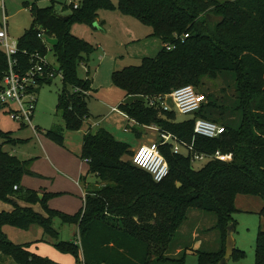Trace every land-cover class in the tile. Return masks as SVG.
<instances>
[{
    "label": "trees",
    "instance_id": "trees-1",
    "mask_svg": "<svg viewBox=\"0 0 264 264\" xmlns=\"http://www.w3.org/2000/svg\"><path fill=\"white\" fill-rule=\"evenodd\" d=\"M101 9L118 10L136 18L151 27V36L162 43L161 49L152 57H143L141 64L113 71V84L126 96L166 94L184 85L195 88L204 77L213 79L227 72L235 76L237 98L230 109L237 118L235 122L224 124L213 118L206 110L212 103L206 108L202 105L194 117L181 121L176 120L173 111L149 106L144 98L118 106L133 123L138 137L141 127L156 125L179 140L193 142L200 153L218 151L229 154L231 160L210 159L194 169L189 155L174 153L170 144H160L169 171L156 182L148 172L123 159L124 155L133 154L128 144L115 139L104 128L88 129L80 157L87 159L88 173L95 176L96 184L87 190L83 207L69 215L48 207L51 194L39 195L20 186L22 176L30 172L31 159H20L5 150V144L15 145L23 140L12 137L11 132L0 131V201L12 206L10 211H0V260L59 264L29 251L27 243L11 242L2 229L5 224L21 228L39 224L44 233L56 237L53 220L59 217L64 223L78 225L79 239L60 241L54 246L73 254L82 264H186L188 250L195 253L198 264H218L225 254L227 227L235 223L236 196L252 195L264 200V0H118L117 4L110 0H82L66 20L59 18L52 7H30L32 22L17 39L15 57L20 67L26 69L30 54L53 52L62 82L56 110L69 130L79 129L88 117L91 79L81 77L79 70L82 65L87 66L88 56L95 48L72 34L70 27L74 23L91 25ZM40 33L56 38L57 45L47 47L38 36ZM185 34L188 36L184 37ZM166 43L174 48L165 49ZM6 66L0 47V80ZM195 117L219 123L224 131L214 138L195 135ZM45 133L56 143H62L60 128L53 127ZM191 209L214 216L213 225L198 226L196 232L204 236L215 230L218 249L205 248L209 239L193 249L194 240L188 238L190 231L187 239L186 234H181L179 228ZM200 212H195L196 216L204 219ZM258 214L264 217V204ZM195 224L191 222L188 228ZM179 234L183 241L177 239ZM241 255L234 248L231 257ZM255 264H264L261 229Z\"/></svg>",
    "mask_w": 264,
    "mask_h": 264
},
{
    "label": "rangeland",
    "instance_id": "rangeland-1",
    "mask_svg": "<svg viewBox=\"0 0 264 264\" xmlns=\"http://www.w3.org/2000/svg\"><path fill=\"white\" fill-rule=\"evenodd\" d=\"M81 1L82 0H0V26L2 23V9H4L5 15L7 16L8 35L11 39L17 40L32 22L30 7H52L57 15L69 16L73 12V7L70 6V3H80ZM110 1L113 4H117L118 0ZM104 12L105 14H108L110 10L101 9L98 13L99 16L95 18L91 25L83 23H79L77 25L79 30L76 36L79 35L78 37L83 38L86 41H90L95 47L88 56L90 70L83 68H80L79 70V75L81 77H89L91 79V94L95 96V98H90V95L87 97L88 117L83 119L79 129L69 130L66 128L61 114L56 110L58 91L62 87V82L60 77L55 76L52 78L51 82L42 83L37 87V93L35 95V110L31 121L32 126L36 128L35 130H33L28 124L21 125L19 122L11 119L6 109L0 110V131L11 132L12 137L23 140V142L15 145L5 144L3 146L5 150L13 153L20 159H31L29 155L34 152L33 146L36 136L48 137L46 136L45 131L53 127L61 129L63 139L65 138L67 143L69 142V137L73 140L74 137L83 138L85 131L89 127L104 128L108 132L111 130L115 132V135H118V132L123 134L131 141V143L135 144V146H132V149L136 148L140 144H147L156 138L155 131L144 127H141V136L138 137L133 130V123L129 119L122 118L119 115V117L115 115L109 116L108 114L111 109L113 95L115 97L118 94L117 91L121 92V89H118L113 84V70L122 69L123 67L129 65H139L141 64V59L135 57L138 55L137 52H134L135 50H131V52H129L130 55H128L120 52L118 49H115L113 46V42L115 40V36L113 35L115 30L113 27L115 28V25L109 24V26H103L102 28L99 26V20L104 17L102 16ZM126 18L132 20V24H135V31L137 35L143 37V35L145 36L147 32L151 31V27L140 23L137 19L129 16ZM107 27H109V29ZM133 53L135 55H133ZM47 59L55 68H57V62L52 51L47 52ZM195 89L201 97L204 108L207 107V104L212 103L206 108V110L211 113L212 117L218 120V122L225 124L226 122L236 121V116H234L230 111L237 98L236 80L232 73H222L213 79L204 77L202 82L199 86L195 87ZM98 96L101 97V100H96L98 99ZM123 98L124 93H121L120 100L116 101V107H118L123 101L125 102ZM126 99L131 101L134 99L142 100L143 98L141 96H132L131 99ZM108 102L109 104H107ZM189 118H191V115L189 114H180L176 112L177 121ZM101 120L104 121L103 125L99 124L98 126L97 123H101ZM125 127L128 129L125 130ZM123 159L130 161V156L126 154ZM205 162L206 161L192 162V167L194 169H198L203 166ZM238 196L242 199V203L239 202L242 206H245L246 204L254 207L253 200H258V202H262L264 204V200L257 196ZM248 200H252L251 203ZM11 209L12 206L10 204L0 201V211H10ZM195 212L200 211H194L191 209L187 213V219L179 228L182 232L188 228L191 222H193V224L196 223L194 217L197 213L195 214ZM200 213L205 216L204 219L199 221L200 228L209 227L214 224L215 219L212 214ZM233 218L235 223L234 229L231 233V238L234 241V248L241 251L242 255L240 257L230 256L226 261V264H255L257 235L259 229L264 230V217H261L257 210H237L233 213ZM53 227L57 231L56 237L44 233L42 226L39 224H33L27 228H21L12 224H5L2 229L7 239L15 244L27 243L29 245L28 248L33 244H40V246L50 248L51 251L54 250L55 257L58 261L46 255L44 257H48L59 264H82L81 261L76 259L73 254L62 252L54 246V243H58L60 241L75 242L77 239L75 225L64 223L59 217H57L53 220ZM207 231L210 232L211 230ZM212 234H215L217 237L218 244L214 245L211 242L206 243L205 248L208 250H215L219 247L218 233L213 230V232L207 233V236L210 237ZM185 237L187 239V233ZM177 239L183 241L181 234L177 237ZM185 262L186 264H198V258L193 253H187L185 255ZM0 264L16 263L10 258H4L3 260H0Z\"/></svg>",
    "mask_w": 264,
    "mask_h": 264
},
{
    "label": "crops",
    "instance_id": "crops-1",
    "mask_svg": "<svg viewBox=\"0 0 264 264\" xmlns=\"http://www.w3.org/2000/svg\"><path fill=\"white\" fill-rule=\"evenodd\" d=\"M99 11L100 10H98L97 12V17L99 16L98 14ZM102 16L104 17H102L101 20H99V24H100L99 26L101 28L103 26H107V25L109 26V24L115 25V28L113 27V29L115 30L113 34L115 36L113 46L115 47V49L120 50V52L130 55L129 52H131V50H135L134 52H137L138 54L135 57L142 59L143 57L154 56L153 54H156L161 49L162 46L161 41L158 38L151 36L152 28L151 31L147 32V34L145 33L146 35L145 36L143 35L142 37L136 34L135 24H132L131 22L132 20L126 18L127 15L120 13L118 10H110L108 14H105L104 12ZM78 24L79 23H74L70 27V31L74 35L78 34L77 33L79 30L77 28ZM107 28L109 29V27ZM133 55L135 54L133 53ZM81 68L90 70L89 64H87V66L85 65L81 66ZM120 91L121 92L117 91L118 93L117 96L114 97L113 95L111 101L112 104L111 109L108 114L109 116L115 115L117 117L120 116L122 118L128 119L126 114H124L122 111L113 110V108L116 107L115 105L117 103L116 101L120 100L121 98V93L122 94L124 93L123 100L125 101L128 100L126 98L131 99L132 97V96H126L125 92L122 89ZM88 94L90 95V98H95V96L91 94V90L89 91ZM100 98L101 97L98 96V99L96 100H101ZM107 104H109V102ZM103 120H101V123H97L98 126L99 124L103 125L104 122ZM97 128L98 127L95 128L89 127L88 129L96 130ZM125 130L127 129L125 128ZM110 132H112L111 134L115 139L120 140L122 142L126 141L125 143L128 142L127 144L129 145V148L132 152H134L140 145H142L140 144L136 148L132 149V146H135V144L131 143V141L128 140L123 134L118 132L117 133L118 135H115V132L111 130ZM82 142H83V138L81 137L79 138L74 137V140L69 137L68 143L65 141L64 138L62 143L59 144L48 137L36 136V140H34V146H33L34 152L31 155H29L31 158V162L29 166L30 172H27L22 176L20 181V186L24 189L28 188L35 190L39 193V195H43L44 193L51 194L50 198L47 201V205L50 209L57 210L69 215H73L77 213L84 205V199L87 190L90 189L93 184H96L95 176L88 173L87 162H85L80 157ZM241 201L242 199L239 198V196L237 195L235 198V207L237 210H247V211L257 210L258 212L260 208L263 206V203L258 202V200H253L254 207H252L251 205L250 207L245 203H244L245 206H242V204H239V202ZM248 201H250L251 203L252 200H248ZM34 208L38 211L41 210L39 205H34ZM202 219H203L202 216L195 215L196 224L183 231L184 234L190 231L191 234L188 233V238L190 241H192V239L194 240L193 243H191L193 249L198 248L201 245V243H203V240L206 239H209V241L214 245L218 244L217 237L215 236V234H212V236L210 237L207 236L206 234H204V236H201V234L200 235L197 234L196 232L198 230L197 227L200 224L199 221H201ZM74 225L76 227V236H77L76 241H77L79 239L78 237L79 230H78V225L77 224ZM232 226H233L232 227V231H233L234 225ZM183 233L181 231L182 235H184ZM199 237L201 238V240L199 239L197 240V238ZM233 246H235L234 241H233ZM179 249L180 248L178 247L175 253H177ZM28 250L42 256L46 255L58 261V259L55 257L54 250L51 251L50 248H47L45 246H40V244H33L28 248ZM187 253L195 254L193 251L190 250H188L186 254Z\"/></svg>",
    "mask_w": 264,
    "mask_h": 264
},
{
    "label": "built area",
    "instance_id": "built-area-1",
    "mask_svg": "<svg viewBox=\"0 0 264 264\" xmlns=\"http://www.w3.org/2000/svg\"><path fill=\"white\" fill-rule=\"evenodd\" d=\"M3 1V0H2ZM70 1V0H69ZM76 8L78 3L71 2ZM2 14V23L0 26V47L6 56V70L0 80V110H7L10 118L19 122L21 125H30L32 129V116L35 110L37 87L47 79L58 76L61 78V72L51 64L47 55L40 52H34L29 56V65L22 69L18 59L15 57L18 47L17 40L9 37L7 32V16L4 9ZM42 42L51 47L44 41V35L38 34ZM185 34L184 37H187ZM165 49L170 50L174 45L164 44ZM84 66V65H82ZM149 106L159 107L164 111H173L180 114H189L191 117L200 110L202 100L197 90L192 85H184L172 90L166 94L143 97ZM173 106H171L170 105ZM13 105V106H10ZM117 111L119 108L114 107ZM144 128L156 132V138L147 144L140 145L130 156V161L137 167L148 172L154 181L159 182L168 175V164L159 150L160 144H170L174 153H184L190 156L191 162L208 161L218 159L221 161H230L231 156L221 152L214 154H204L194 149L193 142L179 140L170 132L160 130L156 125H144ZM224 131V127L219 123L202 118L195 117L193 132L195 135L214 138ZM87 162V159H84ZM17 187L14 186V189Z\"/></svg>",
    "mask_w": 264,
    "mask_h": 264
},
{
    "label": "water",
    "instance_id": "water-1",
    "mask_svg": "<svg viewBox=\"0 0 264 264\" xmlns=\"http://www.w3.org/2000/svg\"><path fill=\"white\" fill-rule=\"evenodd\" d=\"M59 18L66 20L68 18V16H60L58 15ZM44 41L49 44L51 47L56 46L58 43V40L54 37H50V36H44ZM232 225H229L227 227V237H226V241H225V254L222 257V259L218 262V264H226V261L228 260V258L231 256L234 246H233V240L230 236L231 231H232Z\"/></svg>",
    "mask_w": 264,
    "mask_h": 264
}]
</instances>
